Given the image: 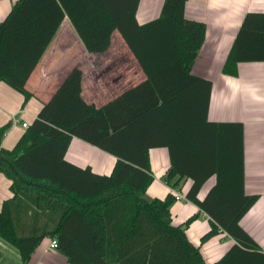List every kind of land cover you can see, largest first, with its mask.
Masks as SVG:
<instances>
[{
    "label": "trees",
    "instance_id": "obj_1",
    "mask_svg": "<svg viewBox=\"0 0 264 264\" xmlns=\"http://www.w3.org/2000/svg\"><path fill=\"white\" fill-rule=\"evenodd\" d=\"M187 2L165 0L157 19L139 24L140 0H19L0 23V83L23 95V107L32 98L26 84L66 18L90 53H105L118 31L146 75L97 108L84 100L75 68L13 149L1 147L10 124L0 128V173L13 193L0 210V240L22 262L50 237L70 264H207L186 234L198 214L177 226L174 194L146 198L149 152L166 148L164 182L179 190L190 179L186 199L213 225L202 242L219 230L235 241L213 264H264L240 226L260 198L244 192L243 127L208 120L212 83L192 74L206 25L185 17ZM244 62H264V13L246 14L222 71L236 76ZM74 137L113 155L112 173L68 162Z\"/></svg>",
    "mask_w": 264,
    "mask_h": 264
},
{
    "label": "crops",
    "instance_id": "obj_2",
    "mask_svg": "<svg viewBox=\"0 0 264 264\" xmlns=\"http://www.w3.org/2000/svg\"><path fill=\"white\" fill-rule=\"evenodd\" d=\"M19 0H0V23L3 22ZM165 0H140L136 19L139 24L157 19ZM250 12L264 13V0H188L185 17L206 25L204 44L192 67V74L209 80L212 93L208 120L212 123L241 124L244 145V192L247 196H260L258 201L240 221L242 229L264 252V62L238 64V74L223 73V66L242 25ZM80 68L83 72L82 96L99 108L146 80L138 61L118 31L111 38L109 49L102 54L90 53L66 18L31 74L26 89L32 94L23 107L21 93L0 83V128L10 124L1 147L11 150L36 119L70 72ZM153 182L148 199L165 198L169 193L180 195L172 207L174 225H182L198 214L186 231L192 244L200 248L207 264L219 261L235 244L225 232L202 242L212 230L210 218L186 199L192 185L185 180L179 190L169 187L163 180L170 167L166 148L149 152ZM66 160L79 168H90L93 173L110 175L117 159L103 150L74 137L66 153ZM211 178L201 190L203 200L215 184ZM12 181L0 173V210L13 197ZM52 239L46 237L35 250L29 262L20 259L17 250L0 240V264H70L66 257L51 248Z\"/></svg>",
    "mask_w": 264,
    "mask_h": 264
},
{
    "label": "built area",
    "instance_id": "obj_3",
    "mask_svg": "<svg viewBox=\"0 0 264 264\" xmlns=\"http://www.w3.org/2000/svg\"><path fill=\"white\" fill-rule=\"evenodd\" d=\"M180 199H181V196L180 195H176V200H180ZM57 247H58L57 242L55 240H53L52 243H51V248L52 249H57Z\"/></svg>",
    "mask_w": 264,
    "mask_h": 264
},
{
    "label": "rangeland",
    "instance_id": "obj_4",
    "mask_svg": "<svg viewBox=\"0 0 264 264\" xmlns=\"http://www.w3.org/2000/svg\"><path fill=\"white\" fill-rule=\"evenodd\" d=\"M147 198V197H146ZM148 199V198H147Z\"/></svg>",
    "mask_w": 264,
    "mask_h": 264
}]
</instances>
